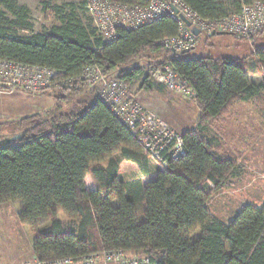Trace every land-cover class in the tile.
<instances>
[{
  "label": "trees",
  "instance_id": "1",
  "mask_svg": "<svg viewBox=\"0 0 264 264\" xmlns=\"http://www.w3.org/2000/svg\"><path fill=\"white\" fill-rule=\"evenodd\" d=\"M181 1L208 20L239 13L242 5L264 4V0ZM82 6L86 12L85 0ZM75 11L69 5L54 7L58 23L36 33L26 6L0 0V59L55 70L61 81L79 77L90 65L99 66L108 78L119 69L115 79L127 87L145 67H167L194 90L197 121L195 129L181 135L180 159L169 161L164 170L156 168L154 178L145 184L118 179L115 155L137 165L146 155L97 98V86L78 81L43 90L38 95L51 93L54 108L0 123V206H19L20 225L34 233V257L41 262L75 260L121 250L156 264H264V203L242 206L228 222L216 218L206 205L213 192L241 172L238 161L221 154L206 130L233 106L264 90L263 84L248 80V58L184 57L192 49L171 58L172 49L159 43L178 34V23L169 16L136 29H118L117 38L107 43L98 36L92 18L83 22ZM242 41L252 46L250 55L264 73V46L255 47L264 45V29ZM142 59L153 61L126 69ZM147 79L146 75L144 83ZM17 135L18 140L7 142ZM104 160L105 167L91 166ZM142 171L150 175L146 164ZM88 176L92 188L86 185ZM136 204L143 209L138 211ZM59 213L77 227L66 230Z\"/></svg>",
  "mask_w": 264,
  "mask_h": 264
},
{
  "label": "rangeland",
  "instance_id": "2",
  "mask_svg": "<svg viewBox=\"0 0 264 264\" xmlns=\"http://www.w3.org/2000/svg\"><path fill=\"white\" fill-rule=\"evenodd\" d=\"M21 1L25 2L30 10V22L36 33L58 23L54 7L73 6L83 22L90 19L89 14L82 6L84 0ZM19 34L27 35L24 32H19ZM263 46L256 43L255 47L262 48ZM251 52L252 46L249 43L233 36L221 33L215 36L201 34L195 47L184 57L187 59L202 56L248 58L246 66L248 72L257 67L254 56L250 55ZM172 57H181L180 52L178 54L172 52ZM150 61L153 60L142 59L126 69L142 66ZM154 68L145 67L143 75L128 84L127 97L136 101L142 109L156 115L160 119L159 121H162L167 128L180 136L185 131L195 129L198 111L194 101L168 90L160 81L151 80L149 74ZM119 72L121 70H115L110 73L109 77L115 79ZM146 75L148 79L144 83ZM261 83H264V80L257 84ZM145 84H149L150 88L147 89ZM96 93L98 95V91ZM53 99L51 93L32 95L21 90H14L11 93L0 90V123L52 109L55 107ZM206 134L216 139L218 151L221 154L236 159L241 167V172L238 175L228 179L227 186L211 195L206 205L212 214L216 218L228 222L233 218L235 212L246 204L262 206L264 203V90L249 102L233 106L224 118L210 122ZM141 158V164L137 165L128 162L120 154L115 155V159L120 160V178L122 180L149 181V178L141 176L144 165L146 164L148 170L157 167L147 156ZM106 165L107 160H104L91 166L105 167ZM85 182L88 188H92L89 176L86 177ZM136 206L138 211L143 209L140 204H136ZM18 211L19 206L16 204L0 206V264L34 263L35 257L31 250L34 233L29 228L20 225L17 219ZM138 216L141 218L140 212H138ZM57 217L63 222L66 230H73L77 227V223L67 218L63 213H59ZM198 234V232L193 234V238L196 239ZM127 256L142 257V255L132 253H127Z\"/></svg>",
  "mask_w": 264,
  "mask_h": 264
},
{
  "label": "built area",
  "instance_id": "3",
  "mask_svg": "<svg viewBox=\"0 0 264 264\" xmlns=\"http://www.w3.org/2000/svg\"><path fill=\"white\" fill-rule=\"evenodd\" d=\"M190 23L187 27L173 9ZM86 12L90 15L98 36L104 42H112L117 38V30H132L169 16L179 25L178 34L163 38L159 43L182 52L195 47L201 34L212 35L223 33L238 40H250L264 29V4L253 3L242 5L239 13L229 17L208 20L202 19L181 0H146L144 5H128L108 0H85ZM191 28L198 30L196 37ZM97 65L86 67L81 75L73 80L57 79L55 70L17 64L0 59V90L11 93L14 90L28 94H38L43 90L59 89L65 83L84 81L99 88L97 98L118 118L133 137L147 158L159 170L167 168L169 161L176 162L183 155L181 136L167 128L156 115L142 109L134 100L127 97L128 87L123 81L108 78ZM149 78L160 81L168 90L178 93L185 99H194V90L179 79L173 71L164 67L152 69ZM33 264H156L148 257H129L121 250L104 251L82 257L81 259H59L41 262L35 258Z\"/></svg>",
  "mask_w": 264,
  "mask_h": 264
},
{
  "label": "crops",
  "instance_id": "4",
  "mask_svg": "<svg viewBox=\"0 0 264 264\" xmlns=\"http://www.w3.org/2000/svg\"><path fill=\"white\" fill-rule=\"evenodd\" d=\"M17 2H18V4L19 5H23V6H26L27 7V5H26V3L25 2H20V0H17ZM28 8V7H27ZM255 62L257 63V61L255 60ZM245 73H246V75H247V77H248V80H250L252 83H254V84H256V85H258L257 83L258 82H260V81H262V80H264V73L262 72V70L257 66V67H255V68H252L250 71H248L247 72V67H246V69H245ZM262 75V76H261ZM261 76V77H260ZM260 79V80H259ZM261 84H263L264 85V83H261ZM125 160H127V159H125ZM119 161V168H120V160H118ZM128 161V160H127ZM128 162H130V161H128ZM153 170V171H152ZM152 170H148V171H150V175L149 176H145L143 173H142V175L141 176H143V177H147V178H149V181L150 180H152L153 178H154V174H155V172H156V168L155 169H152ZM120 171H121V168H120ZM120 171H118L119 172V175H118V179H120L121 181H124V182H128V181H132V180H122L121 178H120ZM153 177V178H152ZM141 180V179H140ZM139 180V181H140ZM142 181V180H141ZM148 182V181H147ZM141 183H143V184H145L146 182H144V181H142ZM5 205V204H4ZM2 206V205H1ZM224 222H226V221H224Z\"/></svg>",
  "mask_w": 264,
  "mask_h": 264
},
{
  "label": "water",
  "instance_id": "5",
  "mask_svg": "<svg viewBox=\"0 0 264 264\" xmlns=\"http://www.w3.org/2000/svg\"><path fill=\"white\" fill-rule=\"evenodd\" d=\"M172 9H173V11H174V13L175 14H177L178 16H179V18L182 20V22L187 26V27H190V23L187 21V20H185L184 18H182V16L180 15V14H178V11H177V9H175V8H173V7H171ZM198 30H196L195 28H191V32H192V34L194 35V36H198L199 35V32H197ZM174 52V51H173ZM182 53L183 54H186V53H188V50H184V51H182ZM18 138H19V136L17 135V136H14V138L13 137H11V138H9V140L7 141V142H14V141H16V140H18Z\"/></svg>",
  "mask_w": 264,
  "mask_h": 264
}]
</instances>
